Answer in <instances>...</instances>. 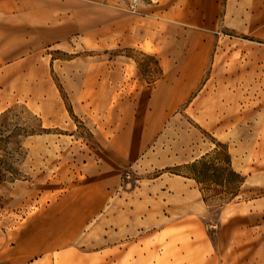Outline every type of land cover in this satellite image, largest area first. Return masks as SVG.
Returning <instances> with one entry per match:
<instances>
[{
    "label": "rangeland",
    "instance_id": "1",
    "mask_svg": "<svg viewBox=\"0 0 264 264\" xmlns=\"http://www.w3.org/2000/svg\"><path fill=\"white\" fill-rule=\"evenodd\" d=\"M100 1L131 12L141 4ZM209 2L203 8L210 9L213 48L205 78L169 120L151 106L165 53L150 51L153 29L167 26L155 18L144 37L146 49L73 40L51 51L50 93L35 83L20 99H5L2 111L29 110L46 128L26 141L24 179L0 185L1 219L10 238L47 206L46 217L67 214L69 223L82 212L95 213L109 184V194L100 197L107 201L96 208L103 213L86 227L91 231L76 243L79 249L104 252L141 243L152 264L163 253L169 255L163 264H264V0H218V9ZM167 63L190 79L202 62ZM138 138H145V148L122 161ZM218 142V151L230 152L244 176L239 194L224 204L216 190L195 183L204 199L201 209L157 204L159 176L190 172L187 164Z\"/></svg>",
    "mask_w": 264,
    "mask_h": 264
},
{
    "label": "crops",
    "instance_id": "2",
    "mask_svg": "<svg viewBox=\"0 0 264 264\" xmlns=\"http://www.w3.org/2000/svg\"><path fill=\"white\" fill-rule=\"evenodd\" d=\"M217 1L211 0L209 4L218 9ZM194 2H199V9L192 10L196 4L191 6L187 0H158L157 3L141 0L138 10L131 12L100 0H0V111L5 108V99H20L35 83L42 92H51L49 56L53 49L73 40L82 45L86 41L92 45L121 44L146 49L144 37L149 32L151 19L155 18L166 21L167 26L166 29H153L155 37L150 51L165 53L159 57L163 73L157 80L151 106L155 110L160 109L163 121L169 120L174 116V110L185 102L187 95L202 84L212 54V20L207 17L210 9L203 8L205 0ZM196 12L202 14L198 19ZM193 22L200 24L196 26ZM197 32L199 36L195 35ZM165 38L171 43L166 47L163 45ZM183 60L202 62L190 79L184 74H175L177 66H166L167 62ZM163 85L169 87L167 94ZM137 141L131 149L122 152V161L124 158L133 159L142 152L145 138H138ZM110 151L113 156L112 148ZM205 151H200L199 155L205 154ZM165 175L161 174L156 183L157 190L161 192L157 204L164 206L169 201L178 209L181 204L191 206L192 210L203 207L204 199L199 197L201 190L199 186L196 188L194 178ZM109 192L110 185L105 184L97 199L95 213L77 214L79 218L75 216L71 223L67 214L46 217L51 212V206H47L20 228L13 238L3 226L1 211L0 264H152L148 260L147 246L143 248L141 243L139 248L125 247L123 250L109 246L104 252L85 251L76 245L91 231L86 228L91 221L103 213L102 208L97 211L96 208L107 201L100 197ZM139 204L146 205L147 202ZM168 256L163 253L162 261L156 264H163ZM193 263L198 264V261ZM203 264H211V261L204 260Z\"/></svg>",
    "mask_w": 264,
    "mask_h": 264
},
{
    "label": "trees",
    "instance_id": "3",
    "mask_svg": "<svg viewBox=\"0 0 264 264\" xmlns=\"http://www.w3.org/2000/svg\"><path fill=\"white\" fill-rule=\"evenodd\" d=\"M45 130L41 119L29 110L8 108L0 112V185L6 181L24 179L20 164L28 154L26 141ZM219 145L221 142L212 151L188 163L190 172L183 175L194 178L203 189L216 190L222 202L228 203L239 194L245 179L234 169L230 152L223 156L218 151ZM214 183L221 188L215 189Z\"/></svg>",
    "mask_w": 264,
    "mask_h": 264
},
{
    "label": "built area",
    "instance_id": "4",
    "mask_svg": "<svg viewBox=\"0 0 264 264\" xmlns=\"http://www.w3.org/2000/svg\"><path fill=\"white\" fill-rule=\"evenodd\" d=\"M138 3V0H134V5L133 6H136Z\"/></svg>",
    "mask_w": 264,
    "mask_h": 264
}]
</instances>
